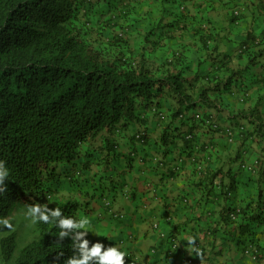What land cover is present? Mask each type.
Wrapping results in <instances>:
<instances>
[{
	"label": "trees",
	"instance_id": "trees-1",
	"mask_svg": "<svg viewBox=\"0 0 264 264\" xmlns=\"http://www.w3.org/2000/svg\"><path fill=\"white\" fill-rule=\"evenodd\" d=\"M131 1L137 0H0V160L10 170L5 181L7 189L0 193V217L10 218L19 207L40 204L51 209L59 207L63 215L79 221L83 213L90 214L95 200L115 217L116 188L112 191L104 187L106 181L116 176L102 175L97 168L115 169V162L122 158L121 139L131 140L143 150L152 146L161 149L162 156L151 161L162 171L169 170L168 178L176 180L186 161L183 153L175 155L180 144L196 153L213 147L200 144L198 130L210 136L221 135L227 141L228 131L233 130L234 143L263 132V124H257L252 133L247 128L248 124L254 125L257 109L254 113L240 110L235 118L229 115L233 120L227 126L214 114L205 112H223V107H227L232 113L231 104L223 96L218 97L233 93L232 79L241 71L227 68L231 74L222 86L214 66L204 75L205 72L181 64L182 54L172 55L169 50L176 41L175 32L191 28L217 31L218 26L202 18L194 28V18L188 16L187 7L175 12L173 7L182 6L177 0H158L152 4L155 8L143 6L130 18L132 9L128 2ZM213 5L209 1L207 9L212 10ZM228 5L226 9L231 11L230 3H225ZM240 16L239 11H231L233 25ZM99 28H107L110 34L106 40L100 35L95 41L100 44L103 40L109 45L107 50L119 49L116 57L106 50L100 53L98 48L100 51L105 48L98 45L96 49L92 45L88 37L101 34ZM259 38L261 42L257 39L255 43L247 41L242 45L243 56H247L250 64L264 52V46L260 48L264 45L263 37ZM240 78H245L243 72ZM161 114L164 119L160 118ZM208 121H215L220 129ZM159 122L164 124V130L153 138L148 126L157 127ZM184 127L186 130L181 131ZM241 150L242 146L235 158L242 161L239 170L244 171L241 175L245 178V173H256L257 168L247 163V151ZM174 155L175 165L166 160ZM123 158L130 169L143 156L135 149ZM188 158L196 165L199 175L205 174L206 164L201 158L195 154ZM247 167H252V172ZM226 174L218 170L210 178L209 193L216 199L225 198L222 227L235 229L223 234L225 241L219 248L214 246L216 258L210 264H247L242 261L244 256L250 264H261L264 262V169L258 178L257 196L249 200L233 198L237 185L225 182ZM64 177L71 183L86 182L90 188L91 179L96 178L94 186L98 182L101 189L97 190L103 193L84 194L90 197L86 202L65 195L60 185ZM196 186L204 187L203 182ZM120 193L122 199L135 198L130 190ZM36 226L40 239L22 248L14 234L1 238L5 264H64L69 257L81 256L79 248L73 247L74 235L70 234L76 229L67 230L69 235L61 240V229L52 220L37 221ZM154 226L159 228L158 224ZM87 239L89 248L97 241L106 246L116 245L107 237L93 238L90 234ZM230 242L234 249L226 251ZM118 247L124 251L123 246ZM131 254L125 257L126 264H130ZM203 257L199 254L195 264H203Z\"/></svg>",
	"mask_w": 264,
	"mask_h": 264
},
{
	"label": "crops",
	"instance_id": "crops-1",
	"mask_svg": "<svg viewBox=\"0 0 264 264\" xmlns=\"http://www.w3.org/2000/svg\"><path fill=\"white\" fill-rule=\"evenodd\" d=\"M178 1L182 6L180 9L178 5L173 7L176 8L175 12L178 13L187 7L188 16L194 18V28H197L196 24L205 18L204 20L213 22L220 30L197 31V29L191 28L187 31L175 32L176 41L171 44L175 47L169 46L171 54H182L181 61L183 63L181 64L192 70H199L202 74L205 72L204 75L208 71H212L214 66V70L219 71V81L222 86L226 84V80L231 74L229 69L243 72L245 78H240L241 73L239 72L232 79V94L226 93L217 96L218 98L223 96L224 101L231 104L229 109L232 113L226 110L227 107H223L225 109L223 112L214 110L205 112L214 114L217 119L221 120L223 126H227L230 124L229 120L232 119L230 116L235 118L234 116L240 110L254 113L257 109L254 125L240 121V123L248 124L247 128L252 133L257 124L264 125V52L261 51L257 55V60L250 64L247 56H243L245 47L242 45H245L247 41L252 44L257 39L261 42L259 37H263L264 43V0H212L214 2L212 10L207 9V3L211 0H177V3ZM228 2L232 12L239 11L241 14L240 20L234 25L230 21L231 11L226 9L229 5L225 6V3ZM168 36L170 37L171 34ZM263 46L261 45L260 48ZM223 63L225 65L222 67ZM227 68L229 69L226 70ZM244 79L248 80L244 81ZM162 125L164 124L159 122L157 127L148 126L153 138H156L164 130H162V127L164 128ZM186 128H182L181 131H185ZM198 131L196 133L201 134L198 138L200 144H208L213 147L208 151L200 150L196 153L195 150L185 149L180 144L175 155L179 156L178 154L183 153L182 158L186 161L182 172L176 174V180L168 178L169 170L162 171L151 161L153 157L162 156L159 154L161 149L152 146L143 150L138 144H133L131 140L121 139L119 153L122 158L119 162H115V169L112 170L111 166L103 170L97 168L102 175L116 176V179L106 181L104 187L105 190L112 191L116 188L114 189L116 192L114 196L117 197L114 203L116 216L113 217L105 211L104 204L99 203V200H93L90 207L91 212L88 215L89 221L94 219L97 223L99 222L101 226L98 225L97 229L103 231L100 233L94 227H90L93 231V238L107 237L117 246H123L127 254L143 256L145 260L150 258V262L162 264L169 261L178 264L179 259L182 262L192 263V260L198 259L199 254L201 255L200 250L196 248L197 242L200 240L204 256L203 264L213 263L217 250L216 248L213 252L214 246L219 248L225 241L222 240L225 239L223 234L235 227H222L224 224L221 214L226 202L224 197L216 199L213 193H209L210 178L215 173L217 174L218 170H222L224 174L227 173L224 181L228 183L231 181L237 185L233 197L236 201L255 198L260 189L258 178L261 170L264 169V130L254 136H246L247 138L244 140H238L235 143H229L221 135L210 136L206 133L202 134L201 130ZM241 146V151H247L245 154L247 163L257 168L256 173H245V178L244 175H241L244 171L239 170L242 161L235 158L236 152ZM135 149L139 150L143 159L133 162L129 169L127 160L123 157ZM191 154H195L206 164L205 174L199 175L196 165L188 160ZM175 155L169 156L166 160L173 161L172 164L175 165ZM113 171H116L117 174H114ZM95 172L94 170L93 175L96 174ZM91 180L90 194L103 193L97 190V186H94L96 178ZM200 182H203L204 187L196 186ZM214 188L218 190V188ZM127 190L135 195L134 199L128 200L126 197L122 199L120 192ZM168 216L170 218H167ZM155 224L159 225L158 229L154 228ZM214 230L220 232L216 234ZM189 237L194 238L195 248L189 245ZM173 242L178 245V249L175 251L172 249ZM227 245L230 249L232 243ZM176 258L179 259L176 261ZM243 262L249 263L245 259Z\"/></svg>",
	"mask_w": 264,
	"mask_h": 264
},
{
	"label": "clouds",
	"instance_id": "clouds-1",
	"mask_svg": "<svg viewBox=\"0 0 264 264\" xmlns=\"http://www.w3.org/2000/svg\"><path fill=\"white\" fill-rule=\"evenodd\" d=\"M9 175L10 170L6 166V162L0 160V193H3L7 189L5 181ZM27 215L31 217L34 222L42 221L48 223L50 220L55 222L61 229L59 232V238L61 240L69 235L67 230H77L73 238V247L79 248L81 256L79 258L75 256L69 257L64 261V264H126V251L121 250L116 245L106 246L104 242L97 241L94 246L89 248L90 241L87 239L88 232L86 230L78 231L79 229H86L89 226L90 222L87 216H81L79 221H77L72 216L63 215L59 207L51 209L47 206L42 207L40 204H29L27 206ZM12 227L13 225L9 217H0V228L11 229ZM188 239L189 245L195 247L194 238L189 237Z\"/></svg>",
	"mask_w": 264,
	"mask_h": 264
},
{
	"label": "rangeland",
	"instance_id": "rangeland-1",
	"mask_svg": "<svg viewBox=\"0 0 264 264\" xmlns=\"http://www.w3.org/2000/svg\"><path fill=\"white\" fill-rule=\"evenodd\" d=\"M156 1H158V0H144L142 3H140L138 0L136 2H132V1L128 2L129 3L128 6H130V8L132 9V10L130 9L131 11L129 12L130 13V18L135 17V15L137 13H139V11L141 10V8L143 6L144 7L147 6L148 9H151L153 7L152 4H154ZM153 8H155V7H153ZM153 11H155V9ZM103 21H105L104 18H102V23H103ZM121 24L122 25L124 24V19H123V21H121ZM101 27L105 28L103 26H101ZM98 32H101V34H99V35L90 34V36L88 37L89 39H91L93 41L92 45L96 49L98 48V45H100V46H102V48H105V49H103L101 51L98 48V51L100 53H103L106 50V51H109L108 53H110L112 56L116 57V55H118V53H119L118 52L119 49L115 48V50L114 49L113 50H107V48H109L108 47L109 45H107L105 42H103V40H106V37L109 36L110 31L107 28L106 29L99 28ZM100 35H102V39L103 40H100L101 43L99 44L97 40L95 41V38H97L98 36L100 37ZM156 52L157 51L155 50L154 53H156ZM119 55L121 56V54H119ZM82 181H84V180H82ZM60 185H61V188H62V193L65 194V195H71L74 198L81 199L84 202L88 201V199L90 198V197H85V195H84V194H86L87 196H90V190H91V188L86 184V182H81L80 183L78 181H74L73 183H71L69 180H66V178L64 177L62 179ZM97 185H98L97 188L100 187V189H101V186H100V184L98 182H97ZM81 216H86V215L83 213ZM87 217H88V215H87ZM10 221H11V223L13 225V227L11 229L0 228V240L4 236H8V235L14 234L16 236V240L18 242L19 248H22L26 244L40 239L41 234L37 230V226H36L37 222H34L32 220V218L27 215V208L26 207L17 208L13 212V214L11 215ZM89 222L91 223L90 226H88L86 229H79L78 231H85L86 230L88 232V235H90V234L93 235V231L91 230V228L94 227L96 230H98V232L103 233V231L101 229H97L98 225H100L99 222L97 223L94 219L89 221ZM94 222H95V224H94ZM76 231L77 230L70 231V234L74 235ZM230 248L234 249V247H232V246ZM225 249L227 251L228 247H225ZM149 259L145 260V257H143V256L142 257L133 256L132 260L130 261V264H162L160 262L159 263L158 262H152V261L150 262ZM178 259L179 258H176V261ZM243 259L247 260L245 256L242 257V261H243ZM178 261H179L178 264H192V263H189V262H186V261L182 262L180 259ZM192 261H194V264L196 262H198V260L197 261L192 260ZM0 264H5L4 260L2 258V255H1V250H0ZM163 264H173V262L169 261V262H166V263H163ZM252 264H254V263H252ZM261 264H264V262H262Z\"/></svg>",
	"mask_w": 264,
	"mask_h": 264
},
{
	"label": "built area",
	"instance_id": "built-area-1",
	"mask_svg": "<svg viewBox=\"0 0 264 264\" xmlns=\"http://www.w3.org/2000/svg\"><path fill=\"white\" fill-rule=\"evenodd\" d=\"M160 116V118L161 119H164V115L163 114H161V115H159ZM208 124L209 125H213V127L215 128V129H218L219 128V126H218V123H216L215 121H208ZM220 129V128H219ZM218 129V130H219ZM228 142L229 143H233L234 142V139H235V136H236V133H235V131H233V130H230V131H228ZM188 137H190V135L188 136ZM247 169L249 170V171H251L252 172V170H253V168L252 167H247ZM110 204L108 203V206H109ZM234 218V217H233ZM235 219V218H234ZM157 227V226H156ZM175 241V240H174ZM178 248V245H177V243H175V242H173L172 243V249L173 250H176ZM196 248L197 249H199L200 250V253L201 254H203V251H202V249H201V244H200V242H197V246H196ZM247 254H249V255H251L249 252H247ZM254 259H255V257H253Z\"/></svg>",
	"mask_w": 264,
	"mask_h": 264
}]
</instances>
